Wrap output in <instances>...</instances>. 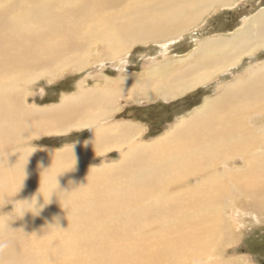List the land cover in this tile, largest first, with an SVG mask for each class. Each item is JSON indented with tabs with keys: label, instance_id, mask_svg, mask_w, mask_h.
<instances>
[{
	"label": "bare ground",
	"instance_id": "obj_1",
	"mask_svg": "<svg viewBox=\"0 0 264 264\" xmlns=\"http://www.w3.org/2000/svg\"><path fill=\"white\" fill-rule=\"evenodd\" d=\"M230 2L0 0V209L15 202L14 210H0V241L9 243L0 264H224L215 256L225 203L250 198L243 208L252 211L264 204V61L232 77L162 137L131 145L116 165L81 171L70 156L128 143L139 129L101 122L115 109L114 87L80 91L49 113L27 105L21 84L35 68L54 73L74 61L68 53L79 42L115 52L133 41H160ZM206 40L182 64L155 66V76L129 87L132 96L175 100L253 57L264 49V10L234 35ZM70 125L91 127L93 139L55 157L26 147L33 135ZM35 194L38 205L50 195L51 203L20 217L30 207L23 200ZM57 215L59 226L49 225Z\"/></svg>",
	"mask_w": 264,
	"mask_h": 264
},
{
	"label": "rangeland",
	"instance_id": "obj_2",
	"mask_svg": "<svg viewBox=\"0 0 264 264\" xmlns=\"http://www.w3.org/2000/svg\"><path fill=\"white\" fill-rule=\"evenodd\" d=\"M263 10L264 0H232L229 4L209 8L197 24L182 31L180 35L165 37L160 41L129 42L124 47L118 48L116 53L97 41L90 43L87 41L81 47L79 44L82 42H79L75 50H70L68 53L74 57V61L59 67L54 73L45 72L40 67L35 68L39 71L35 72L29 82L21 84L22 95L28 106L37 109L46 107L49 113H55L65 99L76 96L80 91L88 94L91 91L92 94L104 87L105 89L114 87L115 109L101 122L105 123L104 125L130 123L139 127L138 131L130 134L128 143L112 141L101 150L92 149L86 156L85 152L79 151L70 157L72 169L76 171H81L89 165L95 168L116 165L121 160V153L130 151L131 145L149 144L162 137L201 107L207 98L215 97L220 93L219 88L222 85L247 73L254 64L263 62L264 49L255 51L253 57L245 56L242 58V63L238 62L227 71L215 74L205 84L182 93L175 97V100L174 98L146 100L140 95L133 97L129 91L132 88L129 87L133 85L135 88L137 81L142 83L146 77H152L153 70L158 64L172 60L182 64L184 57L187 58L197 52L206 39L234 35L244 27L246 21ZM83 47L87 48V51ZM79 55L82 58L86 57L87 61L85 58L79 59ZM76 61L77 63H74ZM53 63H59V58ZM128 78L135 80L127 82ZM92 132L91 127L70 125L62 133L52 131L33 135L30 141H27L26 147L49 151L51 153L49 155L55 157L91 141ZM239 163L229 164L226 167L237 168L241 165ZM239 201L238 198L225 203L227 207L221 213L222 228L220 238L217 240L218 256L215 257L224 264H264V204L260 205V209L252 211L243 208V201L250 202V198L244 197L240 203ZM1 207V213L6 214L12 211L13 204L3 202Z\"/></svg>",
	"mask_w": 264,
	"mask_h": 264
},
{
	"label": "clouds",
	"instance_id": "obj_3",
	"mask_svg": "<svg viewBox=\"0 0 264 264\" xmlns=\"http://www.w3.org/2000/svg\"><path fill=\"white\" fill-rule=\"evenodd\" d=\"M40 195L41 194H35L30 200H23V201H26L30 205V207L29 208H23L22 207L21 208L20 217H22L26 211H31L32 207H36L38 209H42L44 207V205H46L48 203H51V200H50V196L51 195H50L49 198H48V201L44 202V205H38V197ZM14 209H15V202H14ZM54 220H55L56 223L55 224H49V225L59 226V216L58 215L54 218ZM3 223H4V221H0V227H2ZM8 247H9V243L7 241H0V252H3Z\"/></svg>",
	"mask_w": 264,
	"mask_h": 264
}]
</instances>
